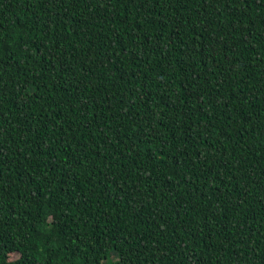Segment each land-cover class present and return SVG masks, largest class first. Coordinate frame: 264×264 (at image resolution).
<instances>
[{"label": "trees", "instance_id": "obj_1", "mask_svg": "<svg viewBox=\"0 0 264 264\" xmlns=\"http://www.w3.org/2000/svg\"><path fill=\"white\" fill-rule=\"evenodd\" d=\"M0 264H264V0H0Z\"/></svg>", "mask_w": 264, "mask_h": 264}]
</instances>
